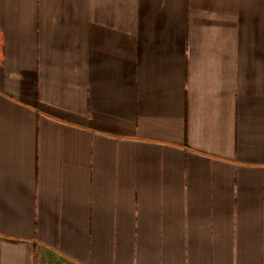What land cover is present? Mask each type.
Here are the masks:
<instances>
[{"label": "crops", "instance_id": "1", "mask_svg": "<svg viewBox=\"0 0 264 264\" xmlns=\"http://www.w3.org/2000/svg\"><path fill=\"white\" fill-rule=\"evenodd\" d=\"M0 264H264V0H0Z\"/></svg>", "mask_w": 264, "mask_h": 264}]
</instances>
